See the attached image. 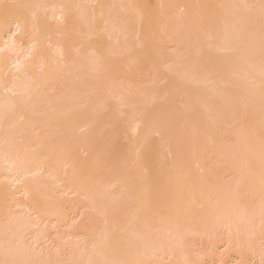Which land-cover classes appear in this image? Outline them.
Listing matches in <instances>:
<instances>
[{
    "label": "bare ground",
    "instance_id": "bare-ground-1",
    "mask_svg": "<svg viewBox=\"0 0 264 264\" xmlns=\"http://www.w3.org/2000/svg\"><path fill=\"white\" fill-rule=\"evenodd\" d=\"M145 5L0 0V178L13 177L0 180V264H203L186 239L219 228L238 258L251 252L252 223L264 228V0ZM110 180L124 198L106 196ZM22 204L59 233L85 207L88 242L66 254L57 234L43 259L47 234L29 249L38 225L13 217Z\"/></svg>",
    "mask_w": 264,
    "mask_h": 264
},
{
    "label": "rangeland",
    "instance_id": "rangeland-1",
    "mask_svg": "<svg viewBox=\"0 0 264 264\" xmlns=\"http://www.w3.org/2000/svg\"><path fill=\"white\" fill-rule=\"evenodd\" d=\"M152 2H153V3H152ZM145 4H146L145 6H146L147 9H148V7L151 5V6H150L151 8L149 7L148 10L153 11V13L155 12V10H156V7H155V6H156V0H147V1L145 0ZM147 4H148V5H147ZM152 7H153V8H152ZM154 8H155V9H154ZM208 8H210V7H208ZM153 13L150 14V12L147 11L146 16H148V18L145 17V19H146V23L150 26V27H148V29H149V28H150V29H151V28H155V25L157 24V20H158V19H157L156 15H154ZM152 14H153L154 16H152ZM150 23H151L153 26H151ZM154 23H155V24H154ZM56 36L58 37V35H56ZM27 41H28L27 39H23L22 42H23V43H27ZM44 44H46V45L48 46V43H43V45H44ZM29 45H30V44H28V47H29ZM178 49H179V48H178ZM172 51H176V50H173V49H172L171 52H172ZM162 83H163V82H162ZM164 84H165V83H164ZM164 84H162V90L164 89V90L162 91V93H163L165 90L169 89V88H167L168 86L166 87L167 89H166V88H163L164 86H166V85H164ZM103 87H104V86H103ZM165 92H166L167 94H169V93L171 92V90H168V92H167V91H165ZM165 92H164V93H165ZM164 93H163V95H166V94H164ZM54 97H55V96H54ZM165 97H166V98H165ZM167 97H168V95H166V96H162L163 99L160 100V101H163V103L160 102V103L162 104V108H165V107H166V106H165V102H166L165 99H167ZM164 98H165V99H164ZM164 101H165V102H164ZM160 103H159V104H160ZM166 104H168V103H166ZM163 105H164V106H163ZM228 128H229V127H228ZM94 133H95V134H94ZM93 135H96V131L92 132V136H93ZM89 136H90V134L87 135V138H89ZM92 136H90V137H92ZM93 137H95V136H93ZM122 137H123L122 139H121V138L118 139V143H120V140H122V147L120 148V144H117V145H118L117 148H118V149L120 148V149H119V151H120L119 153H121V149H122L123 147H124V148H125V147L127 148L128 143H129V146H130V142H131V141L128 142L129 139H128L127 136H126L125 138H124V136H122ZM157 137H158V136H157ZM157 137H156V138H157ZM79 138H80V140L83 139V137L81 138L80 136H79ZM126 138H127V139H126ZM123 140L127 142V145H126V146H124V144H123ZM130 140H131V139H130ZM126 142H125V143H126ZM131 144H132V143H131ZM155 149H156V148H155ZM153 150H154V149H153ZM122 151H123V150H122ZM160 152H161V151L158 150V153H160ZM154 153H155V152H154ZM154 153H153V155H154ZM117 155H119V154H117ZM117 155L114 156V157H115V158H116V157H118V158L120 157V159H121V158H122V159L124 158V157H123V155H124L123 152H122L121 155H119V156H117ZM121 156H122V157H121ZM154 156H155V155H154ZM183 157H184V156H183ZM115 158H113V160L111 159L110 162L114 161ZM122 159H121V164H122V162H123ZM189 160L191 161V159H189ZM117 162L120 163L119 160H117L116 162L114 161L115 164H118ZM112 163H113V162H112ZM112 165H113V164H112ZM63 168H64V167H62V171H61V169H60V172H61V173L63 172ZM113 168H114V166H113ZM45 169H46V168H44V170H45ZM47 169L49 170V168H47ZM47 169L45 170V172H44L43 170H40L41 173H39L40 171L37 172V173H39V176H42V179H44V180H42V179L39 178L38 180H40L41 183H43V184L45 183V184L49 185L50 187H53V186L56 187V184H57V183H55V184L53 183L55 179H54L53 181H51V180L53 179V177H52L53 175L51 174V171H50V170H49L50 173L47 174V172H49V171H47ZM46 171H47V172H46ZM64 171H65V169H64ZM43 172L45 173L44 175H43ZM8 173H9L8 177L11 176L9 171H7L6 176H7ZM46 174H47V176H49V175H50V176L52 175V176H51V177H50V176L47 177ZM66 175H70V174H66ZM39 176H36L35 178H38ZM8 177L0 178V180H1V179H3V180L5 179L4 181H9L10 178H11L12 176H11L10 178H8ZM28 177H29V176H28ZM28 177H27V178H28ZM30 177L34 179V174H32ZM62 177H64V173H63ZM12 178H13V177H12ZM12 178H11V179H12ZM6 179H7V180H6ZM33 179H32V180H33ZM46 179H47V180H46ZM49 180H50V183H48V182H44V181H49ZM108 180H109V179H108ZM40 181H39V182H40ZM111 181H113V182H111ZM104 182H105L106 185L109 183V181H104ZM233 182H234V183H233ZM233 182H232V184H234V185L236 186V182H235V181H233ZM51 183L53 184V186H52ZM110 183H111V186H110L111 188H110L109 186H108L109 188H106V187H105L106 189L104 188V189L106 190V192H107V193L105 192L106 196L110 197V196L112 195V196H111L112 198L110 197V199H114L116 194H117V195H116V199H120V198H119V195H120V194H121V198H124V196H126V193H127V192H126V191L124 192V190H125L124 186H123L124 190H123V188H119V191H121V193H120V192L118 191L116 185H115V183H117V181L110 180ZM106 185H105V186H106ZM109 185H110V184H109ZM234 185H232L233 188H235ZM57 186H58V185H57ZM121 186H122V185H121ZM121 186H120V187H121ZM54 187H53V189H55ZM113 188H115V191H118V192H115V191H114V192H110V191H112ZM60 189L62 190L63 188L60 187ZM60 189L57 190V193H58V191H59V194H60V193H61V194L63 193L64 195H66V196H68V197H69V196L71 197V195H68V194L65 192V190L61 192ZM107 189H108V191H107ZM110 189H111V190H110ZM51 190H52V189H51ZM108 193H109V194L111 193V194L109 195ZM122 193L124 194L123 196H122ZM63 194H62V195H63ZM105 194H104V195H105ZM107 194H108V195H107ZM23 200H24V199H23ZM80 205H81V204H78L77 207L80 206ZM22 206H24V207H23L24 210H23ZM22 206H21V207H20V206H19V207H18V206H15L16 209H17V208H18V209H19V208H22V209H21V212L19 213V210L17 209V210H18V211H17V210L14 208L13 211L15 212V210H16V212H15L16 214L13 212V217H14V215H15V216H19V218L16 219V220H19L21 217H22V218H21L22 220H26V219H24V217L27 218V220H30V218H31V220L37 224V222H36L37 220H36V218H35L36 216H35L33 213H32V214L30 213V215H28L27 213H29L30 211H28V209L25 207L24 204H22ZM75 206H76V205H75ZM81 206H82V205H81ZM77 207H76V208H77ZM79 208H80V209H85V207H83V206H82V208H81V207H78V210H79V211H80ZM12 209H13V207H12ZM25 209H26V210H25ZM78 210L76 209L75 211H78ZM23 211H26V212L24 213ZM27 211H28V212H27ZM69 211H70V210L66 211V213H68V214H67V220H68V221H67V223H68L67 225L70 226V227H66V226H65V227L63 228L64 230H62L64 233H59V231H57V228L54 227V226H55V223H54V222H53L54 224H53V223H51L52 225L50 224V222L53 221V220H49L50 222H47V224L49 223V224L51 225L50 227L48 226L49 224L47 225V227H41V226L44 225V221H43L42 223H41V221H39L38 224H37L39 229L36 228L35 231L30 232V233H32L31 235H30V234L27 235V237L30 235V237L27 238L28 241H27L26 239L24 240V242L27 241V242L25 243L26 246L28 247V245H29V249H30V247H31V249H33L32 247L35 246V243H36V242H39V240L37 241V239L40 238V237H38V236H39V235L41 236V235H42L41 232H43V233H44L43 235H46V234H47L48 237L46 238V240H44L46 236H44V237L42 236V237L40 238V243H41V241H42V245H41L40 243H37V244H40V246H41L42 248H41V247L38 248V247H37V244H36L37 250H35V251H37L38 253H40V252L42 251V249H43V251L41 252L42 255H40V256H42V257L44 256L43 259H45V256H46L47 254H49V253H50V254H49L50 256L52 255V257H51L50 259H54V258H53V257H54V254H52V251L54 252V250H53L54 248H53V247H55V252H56V246H55V245H56V242H54V241H55V238H57L58 235H59L60 237H62V236L65 237V238H64V239H65V242H64V239H63V240L61 239V240H62V243L65 244L66 241H67V243H68L67 246H66L67 243L65 244V246H66L65 248H66L67 252H66V250L64 249V252H62V253H65V252H66V254H69L70 251H75V249H77V248H78V250H76V251H79L80 248H81V250H82V248H83V244L86 243L85 241H87V240H83L84 238L81 236V234H79V232L81 233L82 231L87 230L85 227L88 228V224L85 223L84 219H83V221H82L81 218H83V216L80 215V212H79V211H78L77 213L74 211V212H75L74 215H73V211H72V214H71V211H70V213H69ZM17 212H18V213H17ZM31 212H32V211H31ZM21 213H22V214H21ZM78 213H79V215H80L81 217H79V215H77ZM27 215H28V216H27ZM32 216H35V217H32ZM70 216H71V217H70ZM69 217H70V219H69ZM16 218H17V217H16ZM32 218H34V219H32ZM71 218H72V219H71ZM14 219H15V217H14ZM21 219H20V220H21ZM34 220H35V221H34ZM69 220H70V221H69ZM80 220H81V221H80ZM74 222H75V223H74ZM250 222H251V221H250ZM250 222H249V224H250ZM252 222H253V221H252ZM257 222H258V221H257ZM4 223H5V222H4ZM45 223H46V222H45ZM70 223H71V224H70ZM254 223H256V220H255V222L252 223V226H253L252 228L254 229V227H255V231L257 232L256 236H258V237H254V239H255L256 241H253V243H252V240H254V239H253V238H251L252 240L250 239L251 248H250V247L248 246V244H247L248 240L246 241V249H247V247H248L249 250L252 249L250 253L247 252V253H249V255L247 254L248 257H246V259H245V253H243V254H244V258L242 257L243 254H240V256L242 255L241 257H242L243 259H242L240 256H239V258H238V255H239V254L236 252V251L238 250V248H239L238 243H237V247H236V245L234 244L235 247L233 246V248L231 249V247H232V245H233V243H232L233 240L230 241V239H229V234H228V235L225 234L226 231H225V230H222V228H221V229L219 228V231L217 230V231H218L217 234L215 233V232H217V231H214V233H213V231H212V233H211V232H210V233H206L205 235H202V236L199 235V237H198L197 234H195L196 236H195V235H194V236H191V237H189V239L187 238L188 240L186 239V242L188 241L187 244H189V245H187L186 242H185V244L187 245V247L189 246V248H191V249L188 248L189 251H191V250L193 249V252H192L193 254H192L191 252H189V253H191L193 256L196 255L195 253H196V249H197V251H198L197 254H198L199 258L202 257V260L205 261V262L202 261L203 264H205V263H206V264H219V263H218V260H219V262H221V263L223 262L222 264H259V263L262 264V263L264 262V261H262V256H263V260H264V254H262V253L264 252V248H263V247H264V246H263L264 242H262V241H263V238H261L260 236H261V235L263 236V233H262V232L264 231V228H263V229L261 228L262 223H260L261 225L259 224L260 227H259V226L257 227V225H258L257 223L254 225ZM5 224H6L5 227H3V229L1 228L2 231H4L5 228H6L7 225H8L7 222H6ZM36 224H35V227H37ZM39 224H40V225L42 224V225L40 226ZM75 224H76V226H75ZM84 224L87 225V226H85ZM1 225L3 226V222L0 224V226H1ZM53 225H54V226H53ZM250 225H251V224H250ZM45 226H46V224H45ZM52 226H53V227H52ZM73 226H75L76 228L74 229ZM79 226H80V227H79ZM84 226H85V227H84ZM77 227H78V228H77ZM46 228H47V229H46ZM51 228L53 229V231H52ZM54 228L56 229V231L54 230ZM72 228H73V230H72ZM81 228H82V229H81ZM256 228L259 229L260 231L256 230ZM80 229H81V230H80ZM46 230H47V231H46ZM261 230H262V231H261ZM50 231H51V232H50ZM62 231H61V232H62ZM65 231H66L67 234L65 233ZM70 231H71V232H70ZM74 231H75V232H74ZM77 231H78V232H77ZM220 231H222V232H220ZM37 232H38V233H37ZM39 232H40V233H39ZM72 232H74L75 234L72 233ZM259 232L262 233V234L260 235ZM70 233H71V234H70ZM34 234H35V235H34ZM57 234H58V235H57ZM63 234H64V235H63ZM69 234H70L72 237L69 236ZM76 234H77V235H76ZM211 234H212V236H211ZM55 235H57V236H55ZM65 235H66V236H65ZM75 235H76V236H75ZM79 235H80L81 237H80ZM259 235H260V236H259ZM209 236H211V238H210ZM34 237H35L36 240H35V239L33 240V242H34V244H33L32 239H33ZM36 237H37V238H36ZM52 237H53L54 239H53ZM63 237H62V238H63ZM73 237H74V238H73ZM78 237H79V238H78ZM193 237H194V238H193ZM196 237H197V238H196ZM201 237L203 238V240H202ZM208 237H209V238H208ZM212 237H213V238H212ZM214 237H215V238H214ZM219 237H220L221 239H220ZM252 237H253V236H252ZM25 238H26V237H25ZM31 238H32V239H31ZM48 238H49V239H48ZM82 238H83V239H82ZM199 238H200V239H199ZM218 238H219V240H218ZM223 238H225V240H224ZM226 238H227V239H226ZM41 239H42V240H41ZM71 239H73V240H71ZM77 239H79V240L77 241L78 244H77V242H76ZM190 239H191V240H190ZM193 239H194V242H193ZM213 239H215V241H214ZM259 239H260V241H259ZM29 240H31V241H29ZM43 240L45 241V243H44ZM68 240H69V241H68ZM70 240H71V242H70ZM80 240H81V242H79ZM201 240H202V243H201ZM210 240H211V241H210ZM220 240H221V241H220ZM223 240H224V242H226L227 240H229V242H230V248L228 247L229 245H226V243L223 242ZM261 240H262V241H261ZM73 241H74V242H73ZM82 241H83V243H82ZM189 241H191V242H189ZM203 241H204V243H203ZM216 241H218V242H216ZM29 242H30V244H29ZM31 242H32V243H31ZM72 242H73V243H72ZM75 242H76V244H75ZM87 242H88V241H87ZM199 242H200L202 245H201ZM208 242H209V243H208ZM254 242H255V243H254ZM258 242H259V243H258ZM70 243H72L71 246H72L73 244H74V245L71 247V246H70ZM214 243H215V244H214ZM222 243H224L225 245L222 244ZM234 243H236V241H234ZM216 244H217V245H216ZM250 244H249V245H250ZM258 244L260 245V247H258ZM31 245H32V246H31ZM48 245H49V246H48ZM192 245H193V247H192ZM200 245H201V247H200ZM219 245H220V246H219ZM252 245H253V246H252ZM256 245H257V246H256ZM69 246H70V247H69ZM75 246H77V247L75 248ZM209 246H210V247H209ZM211 246H212V247H211ZM36 247H35V248H36ZM48 247H49L50 249H49ZM68 247H69V249H68ZM194 247H195L196 249H195ZM40 248H41V251H40ZM44 248H46L47 251L44 250ZM216 248H217V249H216ZM226 248H229V250L226 249ZM235 248H236V249H235ZM256 248H257V249H256ZM198 249L200 250V254L202 253L205 257H204L202 254L199 255V250H198ZM255 249H256V251H255ZM258 249L260 250V254H262V256H261V255H260V256H259V255L257 256L256 253L259 252ZM202 250H203V251H202ZM214 250H215V251H214ZM230 250H231V252H230ZM233 250L235 251V254L232 252ZM194 251H195V252H194ZM224 251H225V252H224ZM226 251H227V252H226ZM228 251H229L230 253H229ZM44 252H46V253H45L46 255L43 254ZM48 252H49V253H48ZM206 252H207V253H206ZM213 252L215 253L214 255H216L217 257L214 256V255L212 254ZM204 253H205V254H204ZM208 253H210V254L208 255ZM225 253H226V255L221 257V255H224ZM236 253H237V255H236ZM227 254H228V255H227ZM250 254H251V257H250ZM64 255H65V254H64ZM207 255H208L209 257L212 256V258H214V259H212L213 261L210 260L209 257L206 258ZM247 255H246V256H247ZM255 255H256V256H255ZM196 256H197V255H196ZM252 256H253V257H256V260H255V258H253ZM47 257H48V256H47ZM228 257H229V258H228ZM260 257H261V258H260ZM203 258H204V259L206 258V260H204ZM222 258H223V259H222ZM224 258H225V260H224ZM207 259H208V260H207ZM215 259H217V260H215ZM221 259H222V261H220ZM259 259H261V260L259 261ZM240 260H241V263L239 262ZM247 260H248V261H247ZM257 260H258V261H257ZM254 261H255V262H254ZM256 261H257V262H256ZM208 262H209V263H208ZM242 262H243V263H242ZM57 263H58V262H57ZM57 263H56V264H57Z\"/></svg>",
    "mask_w": 264,
    "mask_h": 264
}]
</instances>
